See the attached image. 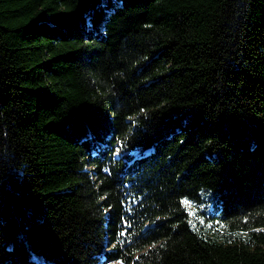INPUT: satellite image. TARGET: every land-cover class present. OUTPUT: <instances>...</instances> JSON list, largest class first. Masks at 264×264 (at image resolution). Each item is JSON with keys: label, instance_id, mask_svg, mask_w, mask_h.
Wrapping results in <instances>:
<instances>
[{"label": "trees", "instance_id": "obj_1", "mask_svg": "<svg viewBox=\"0 0 264 264\" xmlns=\"http://www.w3.org/2000/svg\"><path fill=\"white\" fill-rule=\"evenodd\" d=\"M264 264V0H0V264Z\"/></svg>", "mask_w": 264, "mask_h": 264}, {"label": "rangeland", "instance_id": "obj_2", "mask_svg": "<svg viewBox=\"0 0 264 264\" xmlns=\"http://www.w3.org/2000/svg\"><path fill=\"white\" fill-rule=\"evenodd\" d=\"M35 258L38 261V264H58L56 262H49V261H46V260H39L37 256ZM109 264H125V263H123L121 261H113V262H111Z\"/></svg>", "mask_w": 264, "mask_h": 264}]
</instances>
